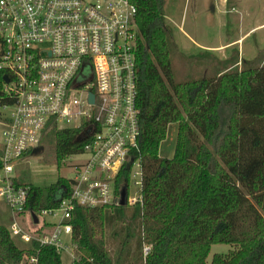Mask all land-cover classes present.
Returning a JSON list of instances; mask_svg holds the SVG:
<instances>
[{
    "label": "trees",
    "instance_id": "1",
    "mask_svg": "<svg viewBox=\"0 0 264 264\" xmlns=\"http://www.w3.org/2000/svg\"><path fill=\"white\" fill-rule=\"evenodd\" d=\"M131 1L137 6L139 28L143 204L77 206L72 240L81 262L264 264V56L246 59L234 51L223 68L221 57L201 48L204 53L189 57L199 72L178 79L173 67L178 45L166 1ZM6 74L0 69V95ZM174 123L175 153L164 157L160 145ZM83 132L84 127L67 126L47 134L55 142L58 164L81 152ZM129 179L125 166L117 176L118 192L120 186L127 191ZM23 185L30 189L26 211L31 214L59 206L71 191V180L65 177L49 186ZM144 243L152 245L146 259ZM216 243L230 249L215 253L209 263ZM32 255L38 256V264H62V253L54 246L33 241L21 248L0 223V264H28Z\"/></svg>",
    "mask_w": 264,
    "mask_h": 264
},
{
    "label": "built area",
    "instance_id": "2",
    "mask_svg": "<svg viewBox=\"0 0 264 264\" xmlns=\"http://www.w3.org/2000/svg\"><path fill=\"white\" fill-rule=\"evenodd\" d=\"M136 15L131 0H0V69L9 78L0 95V202L13 238L78 251L74 209L121 205L124 188L118 192L116 183L125 166L136 187L130 195L128 185L126 203L143 204ZM67 126L84 127L77 154L85 158L72 165L70 193L59 206L34 213L36 223L26 211L30 189L19 184L16 168L52 129ZM22 215L42 233L27 234ZM151 248L144 243V259ZM38 261L32 255L28 264Z\"/></svg>",
    "mask_w": 264,
    "mask_h": 264
},
{
    "label": "rangeland",
    "instance_id": "3",
    "mask_svg": "<svg viewBox=\"0 0 264 264\" xmlns=\"http://www.w3.org/2000/svg\"><path fill=\"white\" fill-rule=\"evenodd\" d=\"M167 20L171 24L173 35L178 45L174 53L173 67L178 79H184L189 75H196L199 69L194 66L190 58L201 52V47H212L221 49L214 52V55L223 59V68L227 65L226 59L239 51L241 56L252 59L258 55L264 56V26L256 27L264 23V0H165ZM226 3V5H224ZM256 27L254 30H248ZM245 35L244 38L242 36ZM240 39V42H236ZM214 51V50H211ZM210 58H204L208 61ZM241 64H238L240 67ZM205 67V66H204ZM201 67L202 70L205 68ZM201 70V71H202ZM1 128V125H0ZM178 137V126L176 123L169 126L166 139L160 145V154L164 157H172L175 153ZM43 149L38 153H31L20 160L16 175L23 184H34L37 186H49L55 183L59 177H73L74 168L72 165L85 158L79 154L66 157L58 164L55 152V142L46 137L42 143ZM135 180L129 182V193L134 195L136 187ZM7 207L0 202V223L8 225L10 218ZM50 223H56L58 218L45 217ZM44 219L41 218V222ZM21 226L27 234L42 233L38 226H31L27 223V216L18 217ZM50 230L48 226H44ZM37 228V229H36ZM107 230L108 236L110 230ZM21 248L30 247V242L24 239L15 238ZM109 248L114 252L115 243ZM230 245L216 243L211 247L208 257L209 263L215 253H227ZM70 253L79 252L65 251L62 253V264H75L71 260ZM72 255V254H71Z\"/></svg>",
    "mask_w": 264,
    "mask_h": 264
},
{
    "label": "water",
    "instance_id": "4",
    "mask_svg": "<svg viewBox=\"0 0 264 264\" xmlns=\"http://www.w3.org/2000/svg\"><path fill=\"white\" fill-rule=\"evenodd\" d=\"M4 79L6 82H9V78L7 75L4 76ZM91 100L93 101L94 100V96L91 95ZM43 149L42 146H39V147H36L34 150H33V153H38L39 151H41ZM126 194H127V191H126V188H124L122 191H121V205H125L126 204ZM33 218H34V221L37 223L38 222V217L37 215L33 214Z\"/></svg>",
    "mask_w": 264,
    "mask_h": 264
},
{
    "label": "crops",
    "instance_id": "5",
    "mask_svg": "<svg viewBox=\"0 0 264 264\" xmlns=\"http://www.w3.org/2000/svg\"><path fill=\"white\" fill-rule=\"evenodd\" d=\"M224 2H227L226 0H224ZM224 5H226V3L224 4ZM260 26H264V23H261L260 25H258V26H256V27H260ZM256 27H253L252 29H250V30H248L247 32H249L250 33V31H252V30H254ZM245 37V35H243L242 36V38H244ZM240 39H236L235 41L237 42H240L239 41ZM201 48H205V49H209V50H214V52H218V51H220L221 49H219V48H221V47H219V48H215V49H213L212 47H201ZM2 205H4L3 203H2ZM5 206V205H4ZM6 207V206H5Z\"/></svg>",
    "mask_w": 264,
    "mask_h": 264
}]
</instances>
